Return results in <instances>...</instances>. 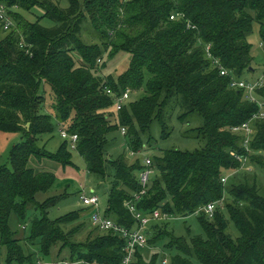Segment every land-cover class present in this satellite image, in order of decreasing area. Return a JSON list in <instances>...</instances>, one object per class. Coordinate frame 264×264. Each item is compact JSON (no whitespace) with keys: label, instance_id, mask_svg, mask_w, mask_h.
Here are the masks:
<instances>
[{"label":"trees","instance_id":"1","mask_svg":"<svg viewBox=\"0 0 264 264\" xmlns=\"http://www.w3.org/2000/svg\"><path fill=\"white\" fill-rule=\"evenodd\" d=\"M0 1L15 22L9 31L0 28V131L22 136L9 149V166L0 165V264H34L37 258L51 255L57 240L61 242L58 258L64 250L67 255L62 258L67 260L119 264L124 240L118 235L104 232L100 239L78 245L61 233L60 224L77 221L81 212L48 218L47 208L61 196L40 202L36 194L47 191L55 175L30 166L29 160L72 166L71 151H76L87 172L104 178L112 170L103 214L132 229L137 221L125 201L142 189L138 173L143 161L128 163L123 155L106 158L108 134L125 127L127 145L139 151L143 135L148 134L149 143L153 121L160 125L162 137L168 134L167 111L176 106L181 121L200 118L201 123L189 131L203 146L192 152L171 148L153 156L151 167L159 175L150 177L135 207L143 215L155 209L166 215L151 220L145 234L156 222L167 224L172 217L195 215L204 236L187 232L186 237H175L157 228L145 246L167 237L164 248L177 252L170 264H264V192L245 181L229 187L221 181L225 172L233 173L241 166L231 152L247 156L240 144L242 137L229 128L258 111L256 103L244 100L242 90L230 88L229 83L244 70H253L246 36L254 21L264 51V0H67L66 7L54 0ZM34 6L42 13L31 23L18 10ZM42 18L53 25H41ZM86 21L97 34V43L81 39ZM109 52L111 56L130 54L127 68L116 78L96 74L103 72L105 65L99 61ZM75 57L81 64H75ZM213 58L227 70L226 75H220ZM43 84L52 96L53 114L39 112L44 103ZM127 88L144 95L114 111L105 89L122 93ZM255 94L264 99V83ZM109 107L116 113L115 120L105 113ZM58 125L77 135L75 150L66 139L54 152L38 145L40 136L52 133ZM249 147L261 155L252 153L248 161L253 158L264 170V120L255 121ZM210 202H216L211 217L195 213ZM29 206L34 211L30 217ZM82 209L89 217L91 209ZM11 215L21 221L22 229L28 218L27 234L20 237L12 231ZM230 223L238 236L228 233ZM23 240L38 249L26 252ZM141 249H135L131 264H156L157 254L145 260Z\"/></svg>","mask_w":264,"mask_h":264},{"label":"rangeland","instance_id":"2","mask_svg":"<svg viewBox=\"0 0 264 264\" xmlns=\"http://www.w3.org/2000/svg\"><path fill=\"white\" fill-rule=\"evenodd\" d=\"M59 4L60 7L67 6V0H54ZM16 10V9H15ZM18 12L24 17V19L28 22H37L39 16L42 13V10L38 8V6H34L29 11L18 10ZM24 21V20H23ZM39 23L43 26L50 27L53 25L52 21L47 18H42L39 20ZM3 37V32L0 30V38ZM81 39L85 43H97V34L91 27V24L87 21L82 26ZM246 40L250 43L251 49L250 54L253 57V61L251 63L253 70H244L240 79H245L248 81L256 80L261 77L264 72V51L260 45V39L258 35V24L254 21L252 23V31L247 34ZM78 57H75V64H81ZM130 60V54L126 52H119L116 55L111 56L110 52L104 54L101 60L99 61V65L104 64L103 72L96 73L97 75H101L105 77L106 75H111L116 78L121 74L128 66V62ZM80 61V62H79ZM129 91L130 100H135L144 95L143 91H136L135 89L127 88ZM42 93L44 94V103L40 104L39 112L53 114L52 108H50L52 96L47 89V87L43 84ZM105 113L113 120H115L116 113L109 107ZM181 114L180 109L176 106L171 111H167L166 117V129L165 131L168 134L165 137L161 136V127L157 121H153L150 124V140L149 143L147 141L148 134L143 135V146L139 151H131L129 145H127L128 138L120 133V129L113 131L108 134V146L107 151L105 153L106 158L117 159L120 156H124L128 163L133 162L135 159H139V161H143L144 157L153 158V156H159L166 149H179L186 150L192 152L196 149H199L203 146V141L201 139L195 138L191 136L190 129L198 126L201 123L200 118L194 116L190 119H185L181 121L178 116ZM53 116V115H52ZM61 126H56L52 133L42 134L40 139L38 140V145L43 146L44 149L54 152L62 139L59 135V129ZM255 130L254 124H250V131L252 134ZM22 140V136L20 133H8L0 131V165L9 166V149L15 143ZM42 148V149H43ZM132 152V153H131ZM252 153H255V156L261 155L258 152H253L250 148L247 151V156H251ZM71 161L73 163L72 166H64L57 164L51 160H41V162H37L36 158L31 157L29 160V165L38 170H50L55 175L54 184L45 192H39L36 194L37 201H43L48 197H57L61 196L55 200L54 204L47 208V216L50 219L59 218L63 215L69 213V211H78L83 215L77 221L72 223L60 224L61 233L65 236L72 237L71 241L74 243H79L78 245H84L89 241L94 239H100L105 234L102 231H99L95 227H93L89 222L88 214H84L85 211L82 209V204L78 200V193L80 190L90 193H96L99 197L100 201V210L106 206L107 203V194L106 187L109 186L111 180L110 175L102 178L101 176L87 172L85 168L84 159L76 152L71 151ZM252 161V162H251ZM153 170V169H152ZM159 175V173L153 170V173L150 175ZM223 178L226 180L222 182L226 184V187H229L232 184H236L238 182H247L249 185L255 186L259 192H264V170L259 166L253 163V158L248 161V157L246 158V162L241 164L239 170L235 172H225L223 174ZM224 197H226V191L224 192ZM229 200L228 198H226ZM225 200V199H224ZM219 210H222V205L218 203ZM221 207V208H220ZM34 213L33 208L30 206L27 209L28 217H30ZM28 219V218H27ZM25 220V229L21 228V221H19L14 215L10 216L9 226L12 231L15 232L16 235L20 236L23 234H27L29 231V221ZM159 221V220H154ZM168 223H160L156 222L157 225L152 226L151 232L155 233L157 228L167 229L171 231L170 233L175 237L187 236V232L191 236L200 235L204 236V232L202 231L198 219L195 215H190L187 217H172L166 220ZM149 229V226H147ZM150 232V233H151ZM149 232L146 233V239L150 240L151 234ZM228 233L232 237L238 236V232L233 226L232 223L229 224ZM24 241V248L27 250L26 252L33 251V249H38L37 245H30V241ZM57 242L51 249V255L49 257H39L42 260L51 262L63 261L67 260L62 254H66L63 250L58 257H56V253L58 251L61 242ZM168 241L167 237L157 241L154 245H148L142 247L140 250L141 255L145 260H149L151 256L157 254L156 264H170L171 258L177 252L174 249H166L164 248L165 243ZM149 244V243H148ZM32 249V250H31ZM163 259H166V262H163ZM198 264V263H196Z\"/></svg>","mask_w":264,"mask_h":264},{"label":"built area","instance_id":"3","mask_svg":"<svg viewBox=\"0 0 264 264\" xmlns=\"http://www.w3.org/2000/svg\"><path fill=\"white\" fill-rule=\"evenodd\" d=\"M173 16H171L172 18ZM15 22L12 16L9 13V8L0 1V28L3 31H9L13 28ZM205 51L207 56L210 58L209 45L205 46ZM213 64L218 67L220 75H226L227 70L223 68L217 58H213ZM264 83L263 75L256 80L248 81L245 79L232 77L229 83L230 88L242 90L243 99L254 102L258 106V111L255 112L248 120L242 122L239 125L231 126L229 128L230 132L236 135H240L241 146L247 152L249 151V143L253 138L255 130L252 134L250 131V124L253 123L255 127V121L258 119L264 120V99L259 98L255 94V90L261 87ZM105 93L109 95L112 99V105L114 111H120L125 105L130 101L129 91L124 90L122 93H114L110 89H105ZM126 132L125 127H120V133L124 135ZM59 135L62 139L68 141L69 148L71 150L76 149V144L78 137L75 133H69L65 129H59ZM132 153V152H131ZM231 155L237 159L241 164L246 162L247 156L244 154H237L231 152ZM143 168L138 173V181L141 184L142 189L139 192L133 194L132 199L125 201V206L131 215L137 221V224L134 228L128 229L118 224L113 219L105 216L100 210V201L99 197L93 191L86 193L82 190L78 193V200L83 207L90 208L89 222L90 224L102 232H111L115 235H118L124 240L123 246V256L119 264H131L134 256V251L138 247H144L146 245V234L145 230L151 220L165 218L166 215L162 214L159 210L155 209L150 215H143L136 210L135 201L138 200L142 194L145 192V187L150 179V175L153 173L151 164L152 160L149 157H144L143 159ZM222 182H225V179H221ZM216 207V202H210L204 207L199 208L195 213L203 212L206 216L211 217ZM34 264H97L83 259L80 260H63L57 262L45 261L40 258H37Z\"/></svg>","mask_w":264,"mask_h":264},{"label":"crops","instance_id":"4","mask_svg":"<svg viewBox=\"0 0 264 264\" xmlns=\"http://www.w3.org/2000/svg\"><path fill=\"white\" fill-rule=\"evenodd\" d=\"M61 139H62V138H61ZM92 191H93V189H92ZM104 208H105V207H104ZM104 208H103V209H104ZM102 212H103V210H102Z\"/></svg>","mask_w":264,"mask_h":264}]
</instances>
